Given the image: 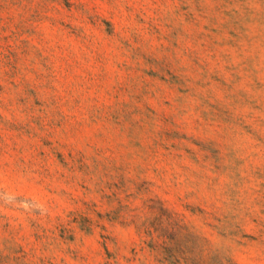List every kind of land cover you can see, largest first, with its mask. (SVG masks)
Masks as SVG:
<instances>
[{
  "label": "rangeland",
  "instance_id": "1",
  "mask_svg": "<svg viewBox=\"0 0 264 264\" xmlns=\"http://www.w3.org/2000/svg\"><path fill=\"white\" fill-rule=\"evenodd\" d=\"M0 264H264V0H0Z\"/></svg>",
  "mask_w": 264,
  "mask_h": 264
}]
</instances>
